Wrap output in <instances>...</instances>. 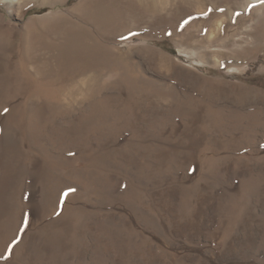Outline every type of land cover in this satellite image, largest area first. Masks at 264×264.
Listing matches in <instances>:
<instances>
[{
  "label": "rangeland",
  "instance_id": "374dc122",
  "mask_svg": "<svg viewBox=\"0 0 264 264\" xmlns=\"http://www.w3.org/2000/svg\"><path fill=\"white\" fill-rule=\"evenodd\" d=\"M0 264H264V0H0Z\"/></svg>",
  "mask_w": 264,
  "mask_h": 264
},
{
  "label": "bare ground",
  "instance_id": "6f19581e",
  "mask_svg": "<svg viewBox=\"0 0 264 264\" xmlns=\"http://www.w3.org/2000/svg\"><path fill=\"white\" fill-rule=\"evenodd\" d=\"M107 11V6L103 8H100L99 6V9L96 12L91 11L88 14L80 15V23L69 20V27L65 31V46H62L66 58L74 62L93 55L101 42L98 39L92 38L91 31L92 33H98L102 39L106 37V26L100 21V19L98 20V15L99 13L100 15H107ZM91 27L95 32H93L94 30L91 29ZM94 57L96 58V56Z\"/></svg>",
  "mask_w": 264,
  "mask_h": 264
}]
</instances>
